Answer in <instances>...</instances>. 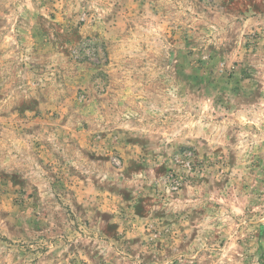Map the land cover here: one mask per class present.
Returning a JSON list of instances; mask_svg holds the SVG:
<instances>
[{
	"label": "rangeland",
	"instance_id": "374dc122",
	"mask_svg": "<svg viewBox=\"0 0 264 264\" xmlns=\"http://www.w3.org/2000/svg\"><path fill=\"white\" fill-rule=\"evenodd\" d=\"M0 264H264V0H0Z\"/></svg>",
	"mask_w": 264,
	"mask_h": 264
}]
</instances>
